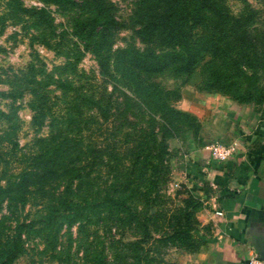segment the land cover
<instances>
[{
    "label": "trees",
    "instance_id": "trees-1",
    "mask_svg": "<svg viewBox=\"0 0 264 264\" xmlns=\"http://www.w3.org/2000/svg\"><path fill=\"white\" fill-rule=\"evenodd\" d=\"M46 1L80 10L72 17L70 29L62 32L75 36L92 52L110 89L94 100L97 117L93 127L99 130L98 139L83 142L80 130L85 126L76 124L80 120L76 105V111H68L46 136L36 138L40 142L34 152L14 157L17 165L11 163L12 154L0 150V203L21 205L33 191L44 198L42 214L13 221L0 247V264H9L22 249V228L50 230L47 242L54 249L62 225L68 228L101 209L106 213L104 230L111 238V226L117 221L114 209L129 208L135 194L145 207L156 206L145 218L153 223L162 218L163 201L158 195L149 197L148 192L157 193L165 179L166 140L196 132L198 124L191 114L169 104L142 73L168 66L188 72L202 54L209 53L218 61L207 73V86L233 89L232 96L238 101L264 98V24L258 23V9L245 0L243 10L236 14L223 0H134L128 17L129 40L112 49L113 32L124 22L116 19L109 0ZM28 10L47 16L42 7ZM31 93L27 104L38 124L48 106L41 95ZM197 205V200L185 199L165 235L191 251L204 243L193 232ZM5 218L2 214L0 225ZM36 221L40 227L34 226ZM82 264L111 263L99 249Z\"/></svg>",
    "mask_w": 264,
    "mask_h": 264
},
{
    "label": "rangeland",
    "instance_id": "rangeland-1",
    "mask_svg": "<svg viewBox=\"0 0 264 264\" xmlns=\"http://www.w3.org/2000/svg\"><path fill=\"white\" fill-rule=\"evenodd\" d=\"M109 1L116 19L124 22L113 32L112 49L129 40L131 23L128 17L134 8V0ZM245 1L258 9V23L264 24L262 0ZM223 2L233 14L244 8L243 0ZM31 7L44 8L47 16L30 12ZM79 12L74 7L46 0H0V150L13 155H10L12 165H17L15 156L34 152L40 142L36 138L46 136L68 111L70 114L76 111V105L80 110V120L75 121L76 124L88 128L80 130L83 142L98 139L99 130L93 127V120L97 117L94 100H100L108 92L110 81L100 74L92 52L75 36L62 32V29H70L72 17ZM217 61L215 56L204 53L188 72L168 66L161 71L142 73L146 82L163 92L169 104L191 114L198 124L196 132L186 131L166 140L165 179L159 184L157 193L154 190L148 192L149 197L158 195L163 201L160 220L153 223L145 218L155 212L156 206L145 207L135 194L129 208L118 206L114 209L117 221L111 226V238L104 230V209L68 228L62 225L54 249L47 242L50 230L35 228L25 231L22 228V249L9 264H82L99 249L104 250L111 264H193L192 255L202 245L196 251L187 250L168 241L165 235L169 232L173 214L184 206L185 199L198 201L194 209L197 223L193 232L196 235L206 232L209 227L204 222L206 214L215 207L213 182L206 177V171L199 176L198 170L189 166L192 151L201 145L198 142L201 141L198 137L200 115L197 113L204 116L206 105L213 100L254 106L264 103V98L238 101L232 96L233 89L207 86V73ZM32 91L41 95L48 106L38 124L33 122V111L27 104L33 97ZM42 201L44 198L33 191L27 194L21 205L7 206L5 200L0 203V218L2 214L6 216L0 225V247L4 235L11 233L15 219L27 221L44 212ZM36 225L40 227L37 221Z\"/></svg>",
    "mask_w": 264,
    "mask_h": 264
},
{
    "label": "crops",
    "instance_id": "crops-1",
    "mask_svg": "<svg viewBox=\"0 0 264 264\" xmlns=\"http://www.w3.org/2000/svg\"><path fill=\"white\" fill-rule=\"evenodd\" d=\"M206 106L204 116L197 113L201 145L192 151L189 166L199 176L206 171L213 182L215 207L206 214L209 227L198 234L204 243L192 261L240 264L246 255L264 252V103L213 100ZM213 140L233 143L235 151L213 159L204 146Z\"/></svg>",
    "mask_w": 264,
    "mask_h": 264
},
{
    "label": "built area",
    "instance_id": "built-area-1",
    "mask_svg": "<svg viewBox=\"0 0 264 264\" xmlns=\"http://www.w3.org/2000/svg\"><path fill=\"white\" fill-rule=\"evenodd\" d=\"M204 146L209 156L216 160H224L235 151L233 143H223L218 140H213ZM240 264H264V258L260 257L257 252H252L246 255Z\"/></svg>",
    "mask_w": 264,
    "mask_h": 264
},
{
    "label": "water",
    "instance_id": "water-1",
    "mask_svg": "<svg viewBox=\"0 0 264 264\" xmlns=\"http://www.w3.org/2000/svg\"><path fill=\"white\" fill-rule=\"evenodd\" d=\"M260 257L264 258V252L260 249L257 251Z\"/></svg>",
    "mask_w": 264,
    "mask_h": 264
}]
</instances>
